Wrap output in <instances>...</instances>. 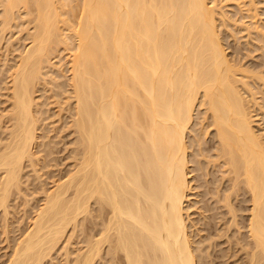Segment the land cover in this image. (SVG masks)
Listing matches in <instances>:
<instances>
[{
    "label": "bare ground",
    "instance_id": "obj_1",
    "mask_svg": "<svg viewBox=\"0 0 264 264\" xmlns=\"http://www.w3.org/2000/svg\"><path fill=\"white\" fill-rule=\"evenodd\" d=\"M216 1L0 0V62L7 68L2 72L8 103L0 114L4 219L11 213L13 197H26L24 185L38 180L41 188V197L34 194L36 205L26 198L32 209L26 213L25 208L26 223L18 227L3 264H44L61 243L68 264H211L207 257L212 243L204 256V246L198 243L203 249L197 251L190 228L195 204L191 195L200 187L203 198L195 200L203 201L200 215L217 219L227 230L233 226L246 254L243 264H264V140L249 108L253 86L246 76L237 77V65H232L220 36L219 19L225 21L228 11ZM248 1L250 9L257 8L256 0ZM65 7L80 10L74 23L68 21ZM26 15L32 24L25 36L28 42L12 63L2 62L7 29ZM226 22L222 24L231 23ZM258 27L260 38L264 30ZM12 44L9 38L7 53ZM64 50L67 68L54 60ZM262 75H257L259 81ZM41 87L54 89L57 100L43 101L50 91L46 88L40 100ZM246 92L253 97L247 99ZM60 95L69 104L60 103ZM51 104L62 122V110L69 105L68 125L76 145L74 167L51 179L49 186L42 162L47 163L52 147L46 149L48 137L47 143L39 141L40 132L45 134L39 130L46 126ZM199 107L205 111L202 127L207 120V128L215 130L212 137H207L209 129L196 135ZM28 167L35 176L28 173L24 180ZM88 215L94 232L87 228L86 247L77 251L75 246L72 256L70 244L77 241V231L83 232L79 225L84 227L80 222Z\"/></svg>",
    "mask_w": 264,
    "mask_h": 264
},
{
    "label": "rangeland",
    "instance_id": "obj_2",
    "mask_svg": "<svg viewBox=\"0 0 264 264\" xmlns=\"http://www.w3.org/2000/svg\"><path fill=\"white\" fill-rule=\"evenodd\" d=\"M218 1V2H217ZM216 1V3L218 4V6H220V7H223L222 8V10H227L228 11V13H227V16L228 17H226V19H225V21L224 22H226L227 21V18H229L228 19V21L226 22V23H228V22H233L232 24L231 23H228V25H226V23H225V25L226 26H224L223 24H224V22L222 21V23H221V19H219V26H220V28L219 29H221V31H220V33L222 34H220V36L222 37V39H224V40H222V42H223V45H224V47L226 48V52H227V54H228V57H229V59H230V61H234L233 62V64H232V62H231V64L232 65H234V68L236 67L235 65H237V67H239V68H235V70H237L236 72H238L237 73V77L238 76H241V77H243V76H246V77H244V78H246V80H250V82L248 83V85H249V87H252L253 89H252V91H254L253 93V96H254V100H248L249 102H250V104H252V106L251 107H249L251 110H252V114H254V120L256 121H254V124H255V128L257 129V133L258 134H260V138H262V140H264V79H262V81L260 80L259 81V78L260 77H258V76H260V74L262 75V74H264V38L262 37V36H264L263 34L262 35H260V38H259V31L257 30V32L258 33H256V28L258 27L259 29H263L264 30V0H256V2L258 3L257 4V10L256 9H254V10H252V9H250L251 7L249 6L250 5V3H249V1L247 2V0H243L244 2H246V4H243L244 2H242L241 0H223V1H221V0H217ZM240 1V2H239ZM248 3H249V5H248ZM224 4V5H223ZM239 5V6H238ZM241 5V6H240ZM217 6V7H218ZM67 7V9H70L71 7H70V5H69V7H68V5L66 6ZM66 7H65V10H67L66 9ZM239 7H241L242 8V11H241V8H239ZM71 10V9H70ZM69 10V11H70ZM240 10V11H239ZM68 11V10H67ZM69 11H68V14H66V16H67V18H68V21H72L71 23H74L75 22V18H78V14H79V12H80V10H78V8H76L75 10H72V11H70V13H69ZM74 11V12H73ZM76 11V12H75ZM79 11V12H78ZM256 11V12H255ZM0 12H1V7H0ZM78 12V13H77ZM249 14V15H248ZM65 16V17H66ZM27 17V15L26 16H24V18H26ZM23 18V21L22 20H20V18L18 19V21H17V19H16V21L15 22H13V25H12V28L10 27V28H8L7 29V33L5 34V39L3 40V49H2V57H1V59H2V62H4L3 60H5L6 59V61H7V59L10 61H8L9 63H12L13 62V59H15V56L19 53V51L22 49V47H23V45L24 44H26L27 42H28V40H25V38L27 37L26 35H27V31H28V29H30V27H32V24H30L29 23V17L28 18H26V22H25V19ZM232 19H233V21H232ZM236 22H235V21ZM0 22H1V19H0ZM23 22H25V23H23ZM28 23V24H27ZM16 24V25H15ZM223 26H222V25ZM236 24V25H235ZM247 24V25H246ZM25 25V26H24ZM27 25V26H26ZM24 26V27H23ZM246 26H248L249 28H247ZM0 27H1V24H0ZM19 27H21V28H19ZM256 27V28H255ZM11 29V30H10ZM22 32V33H21ZM264 32V31H263ZM260 34H261V32H260ZM26 36V37H25ZM12 39V42H13V44L12 45H14L13 47H11L10 46V48L11 49H9V50H12V51H9L8 50V53H7V50H6V47L8 46V39ZM263 39V40H262ZM62 53H59L55 58H54V60L56 61V63L62 68V66H63V68H67V64H66V61H67V57H66V52H67V50L65 51H61ZM64 53H65V55H64ZM6 54L8 55L7 57H6ZM61 54V55H60ZM5 56V57H4ZM66 57V58H65ZM4 58V59H3ZM12 59V60H11ZM238 64H237V63ZM235 63V64H234ZM3 63H1L0 62V67H1V71H0V114H1V112H2V109H4V107H6L4 104H6V105H8V103H7V101H5V99H6V89H5V83H4V81L5 80H7L6 79V70H5V68L6 67H4L3 65H2ZM65 64H66V67H65ZM239 65V66H238ZM241 68H243V69H241ZM7 69V68H6ZM248 69V70H247ZM252 69V71H250ZM5 70V71H4ZM55 70H56V67H55ZM246 70L247 71H249V72H246ZM2 71H4V72H2ZM241 72V73H240ZM251 72V73H250ZM261 72V73H260ZM247 73H249V74H247ZM253 73H255L254 74V76H253ZM252 74V75H251ZM4 75V76H3ZM243 75V76H242ZM258 75V76H257ZM248 76H250V77H248ZM252 76V77H251ZM258 77V79H257V77ZM263 76V75H262ZM253 77H255V79H253ZM240 78V77H239ZM244 78H242L243 80H244ZM248 78V79H247ZM250 78H252V79H250ZM263 78H264V76H263ZM5 79V80H4ZM241 79V78H240ZM248 80V81H249ZM247 81V82H248ZM253 81L255 82V83H253ZM260 82V83H259ZM261 82H263V83H261ZM242 83V82H241ZM240 85V84H239ZM50 89H51V86L48 84L47 85ZM241 87H242V85H241ZM48 89L47 90V92L50 90L49 88H47V87H44V88H42L41 87V89L38 91V93H40V94H38V98H40V100L42 99L43 101H50V98L52 99H54V97L55 96H52V95H54V92H53V90L54 89H52V92H53V94H52V92H51V90L49 91L50 93H51V96L49 97V95H50V93L48 92V93H46V91L45 90H43V91H45V93H46V96H44V94L41 92L42 91V89ZM248 95H246L247 96V99H248V96L250 97V99H251V97H253V96H251L250 95V93L251 92H246ZM245 93V94H246ZM42 94H43V96L45 97H42L41 98V96H42ZM40 95V96H39ZM48 95V96H47ZM59 96V95H58ZM58 96H56L55 97V100H57V97ZM49 97V98H48ZM60 98L62 99V100H60L61 102L60 103H63V104H69L67 101H65V99H63L62 97H61V95H60ZM60 98H58V99H60ZM51 101H54V100H51ZM59 101V100H58ZM65 101V102H64ZM248 102V103H249ZM247 103V105H250V104H248ZM63 104H60V105H62L63 106ZM55 105V104H54ZM50 106H53V104H51ZM68 106L69 105H67V108H66V106H64L65 107V110H62V112H63V114H62V120L63 121H65V122H62V121H60L58 118H59V115L57 116L56 115V107L57 106H53V107H55V108H53V107H51V109H49L50 110V112H51V114H52V112H53V116H52V118H51V116H50V112H49V110L47 111V113L49 112V117H50V119H49V117H48V114L47 115H45L46 114V112L44 113V115L46 116V117H48V119H47V122L46 123H44V125L42 126V127H44L45 125V127L44 128H42V130H39V131H43V132H45V134L44 133H42V132H40L39 134L40 135H42V136H40L39 137V141H40V139H44V140H41L40 142H42V143H47L48 142V139H49V142L47 143V144H49V145H46V149L48 148V149H51V148H49V147H52V149L51 150H49L50 151V155H49V159L48 158H45V161H46V159H47V163L50 161V164L49 165H47V163L46 162H42V165L45 167H43L44 169H45V171H44V169H43V172H44V174L45 175H47V174H49V175H47L46 176V184L48 183V185L50 186L53 182V180H51V179H58V177H60L61 175H64L65 174V172L67 173L69 170H70V168L72 169V167H74L73 166V163H74V153H72V152H74L73 151V149H74V145H76V142H72V140H74L75 141V133L73 134V132L70 130V129H72V127H70L69 125H70V120L69 119H71L70 118V116L67 114V113H69V111L67 110L68 109ZM44 107V109L45 108H47V106H43ZM203 107V106H202ZM53 109V110H52ZM55 109V110H54ZM58 109V108H57ZM204 108H201V107H199V109L197 110L198 111V113H197V117L195 116V119H194V130H196L197 131V134H196V131H193L194 133L193 134H190L189 136H188V141H191L193 138H194V136L193 135H199V133L202 131V129H203V133H204V131H206L207 129H209V130H207V132L208 133H206L207 135V137H209L210 135L209 134H211V136L210 137H212V134H214L213 132H215V130H214V128L212 127V126H210V128H207V120L205 121V123L203 122V127H202V125H201V122L203 121V120H205L204 118H203V120H202V116L205 114V111L203 110ZM55 111V112H54ZM66 111H68L67 113H66ZM200 111H201V113H200ZM58 114V113H57ZM67 116L68 115V117H66V119H65V116ZM63 117H64V119H63ZM199 117V118H198ZM204 117V116H203ZM59 120V121H57V120ZM197 119V120H196ZM53 121V123H51L52 121ZM199 120V121H198ZM200 120H201V122H200ZM45 121H46V119H45ZM51 121V122H50ZM49 122V123H48ZM196 122V123H195ZM197 122H199V123H197ZM62 123V124H61ZM68 123H69V125H68ZM47 124H48V128H46L47 127ZM55 124V125H54ZM65 124V125H64ZM205 124V125H204ZM259 124V125H258ZM60 125V126H59ZM68 125V126H67ZM200 125V126H199ZM59 128H58V127ZM61 126H63V128L61 127ZM200 128H199V127ZM52 127V128H51ZM53 127H55V128H53ZM68 129H67V128ZM69 127H70V129H69ZM202 127V128H201ZM51 130H50V129ZM57 128V129H56ZM44 129H48L47 131L45 130L44 131ZM56 129V130H55ZM205 129V130H204ZM54 130V131H53ZM201 130V131H200ZM214 130V131H213ZM1 131V130H0ZM200 131V132H199ZM213 131V132H212ZM47 134V135H46ZM201 134H202V132H201ZM200 134V135H201ZM261 134H262V136H261ZM2 134H1V132H0V136H1ZM199 135V136H200ZM51 136H52V138H51ZM192 136V137H191ZM47 137H48V139H47ZM50 137V138H49ZM197 138H199L198 136H196ZM192 138V139H191ZM46 140V141H45ZM55 140V141H54ZM261 140V141H262ZM45 141V142H44ZM50 143H52V144H50ZM54 143H55V145H54ZM264 143V142H263ZM52 145V146H51ZM48 146V147H47ZM41 147V146H40ZM39 147V148H40ZM73 147V148H72ZM42 148H44V146H42ZM47 149V150H48ZM56 149V150H55ZM70 150V151H69ZM43 151V150H42ZM52 151L54 152V151H56V152H54L53 154H51L52 153ZM41 152V151H40ZM42 153H45L44 151L42 152ZM42 153H38V155H40V154H42ZM70 154H72V156L70 155ZM43 155V154H42ZM53 155V156H52ZM70 155V156H69ZM51 156H52V158H51ZM72 157H73V159H72ZM52 159V160H51ZM55 160V161H54ZM57 164H55L54 162ZM54 164H52V163ZM46 163V165L48 166H46V165H44ZM51 165V166H50ZM50 166V167H49ZM47 168H49V169H47ZM27 169V168H26ZM25 169V171L27 172V174H25V176H24V180H26L25 178H28L29 176L31 177V178H34V176H33V174L32 173H34L31 169H29V167H28V169L26 170ZM55 169V170H54ZM68 169V170H67ZM58 170H60V171H58ZM62 170V171H61ZM64 170V171H63ZM47 171V172H46ZM48 171H49V173H48ZM32 172V173H31ZM57 172V173H56ZM30 175H29V174ZM58 174V175H57ZM27 175H29L28 177H26ZM53 175V176H52ZM54 175H56V176H54ZM50 178H49V177ZM38 181V180H37ZM36 180L35 181H33V184L31 185L30 184V186L31 187H33V188H31L30 186H26V185H24L23 187V191L24 192H22V193H24V194H26L25 196L26 197H24L23 196V194H21L20 196L19 195H17L16 196V199H15V197H13V199H12V201H11V208H10V210H11V213H10V215H8V220H7V218L6 219H4V217H3V215H2V213L0 212V264H3L4 262H2V261H5V259L7 258V254L6 253H8L9 251H10V247H9V244H12L13 243V240H14V238H13V236L15 237V235L16 234H18L19 232H20V230H19V228H23L24 227V224L26 223L25 221L27 220L26 218H27V215H25V208L26 207H28V208H26L27 210H26V213H29V211H31V209H32V207L31 206H28L27 204L29 203V205H32L33 203L32 202H34V204H33V206L34 205H36V203H38V200H36V195H34V194H37V199H38V197H41L40 195H38V190H41V188H40V186H38L39 184V181H38V183H36L37 182ZM37 185V186H36ZM38 187V188H36V187ZM25 187H27V188H25ZM31 188V189H30ZM34 188H36L35 190H33ZM204 189V187H200V189L198 188V190L199 191H197V192H194L195 194L194 195H191V199H192V202L191 203H195L194 204V206H192V208H191V210H190V217L192 218V223H191V220H190V225H192V226H190V228H191V232H192V234H193V240H194V246H195V248L197 249V251H200V249H203V248H201V246L199 245V244H201L202 245V247L204 246V249L202 250V253H203V255L205 256V254H207V252H210L211 251V254L209 255V257H207V259L209 260H211V258H212V260H213V262L215 263V264H243V262L246 260V254L244 253V251L240 248V243H238L237 242V238H238V233L236 234L235 232V234L233 235V230H235L234 228H233V226H231L230 227V230H227V226H226V224H222L221 225V223H219L220 224V226H219V224H217L216 222H217V219H214V218H210L212 221L210 222V219L209 218H205L202 214L200 215V210L202 209V211H203V208H202V205H203V201H195V200H202V198H203V190ZM30 190H32V191H34V192H32V191H30ZM36 190H37V192H36ZM200 190H201V192H200ZM199 192V193H198ZM31 193H33V194H31ZM202 195H201V194ZM39 194H41L40 193V191H39ZM197 194V195H196ZM28 195V196H27ZM33 195V196H32ZM42 195V194H41ZM199 195H201V196H199ZM19 196V197H18ZM22 196V197H21ZM35 196V199H33L32 197H34ZM198 196V197H197ZM20 197H21V199H20ZM30 197V202H28V203H26V198H29ZM202 197V198H201ZM18 199V200H17ZM16 200V201H15ZM25 200V201H24ZM33 200V201H32ZM193 201H195V202H193ZM16 203V204H15ZM31 203V204H30ZM202 203V204H201ZM197 204V205H196ZM201 204V205H200ZM24 205H26V206H24ZM197 206V207H196ZM199 206V207H198ZM29 207H31V208H29ZM93 208H94V206H92ZM12 209H14V210H12ZM29 210V211H28ZM199 210V211H198ZM24 212V213H23ZM241 212V211H240ZM239 212V213H240ZM94 213V209H93V212L91 213V215ZM211 212H205L204 214H210ZM246 214V212H241L240 214ZM244 214V215H245ZM90 215V216H91ZM89 216V215H88ZM89 216V217H90ZM94 216V214L92 215V217ZM23 217V218H22ZM26 217V218H25ZM86 217V219L88 220V221H86V219H85V221H83V219L81 220V222L80 223H82L83 224V226L85 227L86 226V229L84 228V227H82V225H79L80 227L79 228H81V232L82 233H78V231H77V234L76 235H78L77 236V238L78 239H75V240H77V241H80V242H78L77 243V241H74L73 240V244H74V246H73V244H70L71 245V247H70V250L72 251V254L74 253H76L77 251H78V249L79 248H81V247H86L85 245H86V243L84 242V240H85V238H86V236L87 235H89V232H88V230H87V228H89L90 230V234H92V232H94V224H92V223H94L93 221V219H92V217ZM3 218V219H2ZM94 218V217H93ZM204 218V219H203ZM90 219H92V220H90ZM206 219H208V221H209V223H210V225H208L209 223H207V224H205V222L207 221ZM214 219V220H213ZM5 222H4V221ZM6 220H7V222H6ZM23 221H24V223H23ZM205 221V222H204ZM3 222V223H2ZM9 222V223H8ZM15 222V223H14ZM89 222H91V224H89ZM213 222V223H212ZM4 223H6V224H4ZM88 223V224H87ZM212 223V224H211ZM20 224H21V226H20ZM217 224V225H216ZM92 227H91V226ZM213 225H214V227H213ZM223 225H225L224 226V228H223ZM3 226H7V227H3ZM12 226V227H11ZM218 226V227H217ZM19 227V228H18ZM92 229H91V228ZM195 227V228H194ZM4 228V229H3ZM5 228L7 229V230H9V232H8V237L6 238V231H5ZM18 228V229H17ZM203 228V229H202ZM218 228V229H217ZM222 228V229H221ZM82 229H84V230H82ZM224 229V230H223ZM232 229V230H231ZM80 230V229H79ZM93 230V231H92ZM219 230V231H218ZM16 231H19L18 233L16 232ZM84 231L86 232V235H85V233H84ZM217 231V232H216ZM229 231H232V233L230 232L229 233ZM214 232V233H213ZM228 232V233H227ZM69 233H70V231H69ZM83 233H84V235H83ZM220 233H222V234H220ZM224 233V234H223ZM225 233H227V234H231L230 235V237H229V235L227 236V234H225ZM80 234H81V236H80ZM94 234V233H93ZM217 234H218V236L219 237H217ZM10 235V236H9ZM209 235H211L212 237H209ZM221 235V236H220ZM235 235H238V236H236L235 237ZM12 236V237H11ZM82 236H84V239H83V237ZM195 236V237H194ZM202 236V237H201ZM224 236H226V237H224ZM10 237V238H9ZM76 238V237H75ZM80 238H82V240L80 239ZM213 238V239H212ZM231 240H230V239ZM7 239V240H6ZM9 239H11V240H9ZM74 239V238H73ZM201 241H200V240ZM199 240V241H198ZM213 240V241H212ZM216 240H218L217 242H216ZM221 242H220V241ZM229 240H230V242H229ZM8 241V242H7ZM12 241V242H11ZM83 241V242H82ZM198 241V242H197ZM206 242V244L207 245H205V242ZM210 241V242H209ZM232 241V242H231ZM10 242V243H9ZM77 243V245H76V243ZM208 242V243H207ZM224 242V243H223ZM228 242V243H227ZM82 243H85V244H82ZM199 243V244H198ZM210 243H212V248H211V246H209V244ZM220 243H221V245H220ZM234 243V244H233ZM217 244H218V246H217ZM232 244V245H231ZM61 245L63 246V243H61ZM61 245H59V247H58V251L57 250H55L54 251V253H58V252H60L59 253V255L60 254H62V252H64L63 251V249H62V252H61V250H59V248L61 249V248H63ZM81 245H83V246H81ZM235 245V246H234ZM75 246H76V248H77V251H76V248H75ZM206 246V247H205ZM208 246L210 247V251H209V248H208ZM216 246V247H215ZM237 246H239V247H237ZM79 247V248H78ZM84 247L83 248H81V249H84ZM231 247V248H230ZM72 248H73V250H72ZM207 248H208V251H207ZM221 248V249H220ZM230 248V249H229ZM233 248V249H232ZM239 248V249H238ZM81 249H79V251H82ZM223 249V250H222ZM205 250H206V252H205ZM222 250V251H221ZM230 250H234V251H230ZM74 251V252H73ZM214 252V253H213ZM221 252V253H220ZM228 252V253H227ZM235 252V253H234ZM52 254V256H50V260L52 259L51 257H53V259H55L54 261H53V259H52V261L53 262H51L49 259V261H47V258H46V260L44 261L46 264H52V263H56V264H58V262H59V264H64V262H65V264H68L67 262H66V259L64 258L65 257V255L64 254H62L61 255V257H59V255L57 256V254H56V256H55V254ZM225 253H226V255H225ZM232 255H231V254ZM71 254V255H72ZM74 254L72 255V256H74ZM218 254H219V256H218ZM217 255V256H216ZM222 255V256H221ZM224 255V256H223ZM64 256V257H63ZM71 256V258H73ZM243 256H245V257H243ZM55 257V258H54ZM58 257V258H57ZM60 258V259H59ZM64 258V259H63ZM244 258V259H243ZM58 260V261H57ZM243 260V261H242ZM48 263H47V262ZM240 261H242L241 263H240ZM212 262V263H213ZM44 263V264H45ZM71 262H69V264H70ZM211 263V264H212ZM97 264H100L99 262L97 263ZM105 264H110V261H108V262H105Z\"/></svg>",
    "mask_w": 264,
    "mask_h": 264
}]
</instances>
